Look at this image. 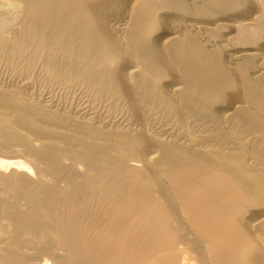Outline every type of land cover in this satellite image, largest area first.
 Instances as JSON below:
<instances>
[{"label":"bare ground","instance_id":"bare-ground-1","mask_svg":"<svg viewBox=\"0 0 264 264\" xmlns=\"http://www.w3.org/2000/svg\"><path fill=\"white\" fill-rule=\"evenodd\" d=\"M0 61V264H264V0H0Z\"/></svg>","mask_w":264,"mask_h":264},{"label":"rangeland","instance_id":"rangeland-1","mask_svg":"<svg viewBox=\"0 0 264 264\" xmlns=\"http://www.w3.org/2000/svg\"><path fill=\"white\" fill-rule=\"evenodd\" d=\"M2 17L4 16L3 14L1 15ZM4 61L2 62V61H0V86L1 85H3V86H1L0 88L1 89H11V87H15V86H17V85H19V83H20V78H21V76H20V73H21V71H20V69H16V68H14V69H12V67H10V66H8L6 63H4ZM10 67V68H9ZM14 71H12V70ZM20 72H19V71ZM7 72V73H6ZM16 72V73H15ZM15 74H16V76H15ZM19 77V78H18ZM43 77V78H42ZM18 78V79H17ZM18 81H16V80ZM41 79V80H40ZM42 79H44V80H42ZM47 80V81H46ZM51 79H47L46 77H44V76H39V78H38V80L36 81V83L29 89V91H30V95H31V97H33L34 99H39L41 102H43V103H46L47 101H51L52 100V102H54V103H56V104H69V103H73V104H76V103H80V101L76 98V95H75V93L73 92V91H68L67 89H65V88H63V87H61V85L60 86H58L53 80H51ZM44 81V82H43ZM50 81V82H49ZM46 82H48V83H46ZM16 83V84H15ZM39 83V84H38ZM41 83V84H40ZM50 83H53V84H51L50 85ZM55 83V84H54ZM47 84H49V85H47ZM11 85V86H10ZM13 85V86H12ZM37 85V86H36ZM55 85H56V88H55ZM8 88H7V87ZM35 86H36V88H35ZM48 87V88H47ZM63 88V89H60V88ZM59 89V90H58ZM50 90V91H49ZM52 90V91H51ZM64 90V91H63ZM47 91V92H46ZM68 91V92H67ZM41 92V93H40ZM72 92V93H71ZM45 93V94H44ZM69 94V95H68ZM72 94V95H71ZM34 95H35V97H34ZM55 95V96H54ZM36 96H37V98H36ZM46 96V97H45ZM62 96V97H61ZM71 96H72V98H71ZM75 96V97H74ZM44 97V98H43ZM54 97V98H53ZM74 97V98H73ZM41 98V99H40ZM57 98V99H56ZM66 98V99H65ZM48 99V100H47ZM59 99V100H58ZM62 99H63V101H62ZM73 99V100H72ZM76 99V100H75ZM47 100V101H46ZM70 100V101H69ZM46 101V102H45ZM78 101V102H77ZM64 102V103H63ZM66 102V103H65ZM2 153V154H1ZM8 152L6 151V152H1L0 151V157L1 158H4L5 157V159L7 158V159H23V161H25L26 163H27V161L28 160H26L25 159V157H11V156H7L8 154H7ZM6 154V155H5ZM9 154H10V152H9ZM4 155V156H3ZM21 159V160H22Z\"/></svg>","mask_w":264,"mask_h":264}]
</instances>
